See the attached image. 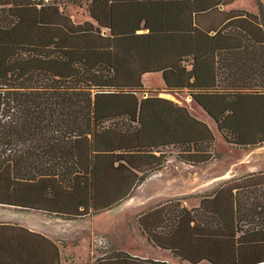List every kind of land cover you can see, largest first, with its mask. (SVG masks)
Segmentation results:
<instances>
[{"label": "trees", "instance_id": "trees-1", "mask_svg": "<svg viewBox=\"0 0 264 264\" xmlns=\"http://www.w3.org/2000/svg\"><path fill=\"white\" fill-rule=\"evenodd\" d=\"M65 2L0 0V205L81 219L120 205L172 156L211 162V126L141 98L154 93L145 74L188 94L228 145L264 146L263 4L258 15L220 9L234 0H88L94 22L76 23ZM197 200L145 211L138 229L189 264H264V171ZM107 253L94 264H171ZM63 262L49 237L0 223V264Z\"/></svg>", "mask_w": 264, "mask_h": 264}, {"label": "rangeland", "instance_id": "rangeland-1", "mask_svg": "<svg viewBox=\"0 0 264 264\" xmlns=\"http://www.w3.org/2000/svg\"><path fill=\"white\" fill-rule=\"evenodd\" d=\"M45 1L47 2V0ZM56 1H66L63 4L65 11L76 23H82L87 20L85 2L88 0H78L75 3L68 2V0ZM260 5H262L261 0H236L232 8L244 9L260 15ZM146 81L148 84L156 87L162 85L161 77L157 75L148 76ZM153 91L154 93H145L144 95H140V97L164 95V91L160 89ZM172 93L171 96L174 101L187 106L193 115H203L201 108L196 103L189 101L188 94L185 92ZM216 135L217 153L211 162L200 166H193L180 162L176 156H172L173 159L170 160V163L158 174L161 180H158L160 182H156V186L150 184L139 188L153 176L152 174L133 191L128 199L120 205L113 207L112 210L110 209L105 214L102 218V220L104 219L102 225L92 227V229H83L80 238L84 239L81 246L79 249L77 248L76 254L66 253L63 255V264H94L98 258L106 256L105 252L111 254L114 250L121 249L119 243L122 241L124 242L125 252H128L127 250L134 252V254L128 252L130 255L142 259L143 257L150 259L151 257L158 256L166 257V251L153 248L148 243L146 237L142 236L141 231L137 230V217L139 214L166 201L181 198L180 196L183 195H187L188 206H194L200 196L213 192L225 182L251 174L252 172L264 171V146L252 149H239L228 145L220 134L217 133ZM170 185L173 187L172 191L169 188ZM176 187L178 188L175 189ZM177 191H180L182 194L173 198L170 194L173 193L174 195ZM151 197L157 198L153 202V200H148ZM53 217V215L44 214L36 210L0 205V223L30 226L36 229L40 227L43 220L57 223L58 221ZM98 219L92 217L88 223L90 226H94L95 223L99 222ZM74 234L73 230L72 237L76 236ZM76 241L79 243V238ZM99 251L101 252L97 253Z\"/></svg>", "mask_w": 264, "mask_h": 264}, {"label": "crops", "instance_id": "crops-1", "mask_svg": "<svg viewBox=\"0 0 264 264\" xmlns=\"http://www.w3.org/2000/svg\"><path fill=\"white\" fill-rule=\"evenodd\" d=\"M235 2H236V0H234V2L231 3V4H228V5H225V6H221L220 9H222L224 11L234 10L232 8V6L235 4ZM85 7L87 9L86 2H85ZM86 14H87V20L86 21H93V19L88 14V10H87ZM153 75H157V76H160L161 77L162 85L156 87V86H153V85H150V84L147 83V81H146L147 77L148 76H153ZM143 81H144V84L147 87V89H149V90H151V89L152 90H158V89H160V90L164 91V95H162V97L169 98V99H173V97L171 96L172 94L169 93L165 89V85H164V82L162 80L161 74H145L143 76ZM189 101L190 102H194L190 96H189ZM201 110H202V108H201ZM194 116H196V115H194ZM196 117L199 118V119H201V120H203V121H205V122H207L211 126V128L215 132V134H217V133L219 134L216 123L205 112H203V115L200 114V116H196ZM172 159H173L172 157L169 159V161L166 164V166L170 163V160H172ZM164 168L161 169V170H159V171H157V172H155V174H153V176L151 178H149L139 188L145 187V186L150 185V184L155 185L156 182H160V181H158V180H161L159 178V175L158 174H160L164 170ZM252 173H256V172H252ZM162 181H164V179H162ZM169 188L172 191V188L173 187L171 185L169 186ZM177 188L178 187H176L175 189H177ZM180 194H182V193H180V191H177L176 194L173 195V193H171L170 195H172V197L174 198V196L177 197V195H180ZM186 196L187 195H183V196H180L181 198H176V199H183V202L185 203V205H187V198H186ZM155 198H157V197H151L148 200L149 201L153 200V202H154L155 201ZM198 204H199V201L197 203H195V206H197ZM108 211H110V210H108ZM108 211L101 212V213H98V214H93V215H90L88 217L81 218V219H69V220H66V219H62V218H59V217H55L54 216L53 218H55L58 221L57 223H55V222L54 223H50V221L43 220L41 222L42 224H40V227L39 228L33 229L30 226H25V227H27V228H29V229H31L33 231L39 232V233H41V234L49 237L50 239H52L60 247V250H61L62 255H65L66 253L76 254L77 253V248L79 249V247L81 246V243L83 242V239H84V238H80L81 235H82L83 229H85V228L92 229V227L94 228V227H99L100 225H102L103 224V220H104V219L102 220V218L105 216V214ZM42 213H44V212H42ZM44 214H47V213H44ZM92 217L93 218H99L98 219L99 222L97 221L98 223L97 224L95 223L94 226H90V224L88 223V222H90L89 219L92 218ZM73 230H74V233L76 234V236H74V237H72ZM137 230H139V229H137ZM66 231L68 232V236H67V232ZM66 236H67V238H66ZM78 238H79V243L76 241V239H78ZM119 246H120V248L122 250H124V242L123 241L119 243ZM153 248H155V247H153ZM155 249H157V248H155ZM157 250H160V249H157ZM127 251L130 252V253H132V254H134V252H132L130 250H127ZM100 252L101 251H99L97 253H100ZM165 253L167 254L166 257H159L158 256V257H151V258L154 259V260L166 261V262H169L171 264H189V263H186V262H182L179 259L173 257L169 252H165ZM200 264H210V263L204 261V262H202Z\"/></svg>", "mask_w": 264, "mask_h": 264}, {"label": "water", "instance_id": "water-1", "mask_svg": "<svg viewBox=\"0 0 264 264\" xmlns=\"http://www.w3.org/2000/svg\"><path fill=\"white\" fill-rule=\"evenodd\" d=\"M262 4L264 5V0H261Z\"/></svg>", "mask_w": 264, "mask_h": 264}]
</instances>
